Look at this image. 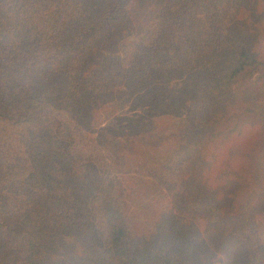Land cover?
Segmentation results:
<instances>
[{
    "label": "trees",
    "instance_id": "16d2710c",
    "mask_svg": "<svg viewBox=\"0 0 264 264\" xmlns=\"http://www.w3.org/2000/svg\"><path fill=\"white\" fill-rule=\"evenodd\" d=\"M136 97L185 109L149 242L91 126ZM261 170L264 0H0V264H264Z\"/></svg>",
    "mask_w": 264,
    "mask_h": 264
},
{
    "label": "rangeland",
    "instance_id": "374dc122",
    "mask_svg": "<svg viewBox=\"0 0 264 264\" xmlns=\"http://www.w3.org/2000/svg\"><path fill=\"white\" fill-rule=\"evenodd\" d=\"M140 30L134 25L125 39H136ZM96 108L98 114L91 123L94 135L112 153L111 165L121 181L125 202L135 216L143 241L149 242L155 235L153 219L169 202L168 174L157 163L178 140L175 123L184 118L185 109L181 113L170 106L163 110L138 97L112 111L104 104ZM261 191L258 186L247 187L237 204V214L245 218L249 231L264 242V199L258 195ZM247 264H253L252 255Z\"/></svg>",
    "mask_w": 264,
    "mask_h": 264
},
{
    "label": "clouds",
    "instance_id": "9594fccd",
    "mask_svg": "<svg viewBox=\"0 0 264 264\" xmlns=\"http://www.w3.org/2000/svg\"><path fill=\"white\" fill-rule=\"evenodd\" d=\"M237 260L238 254L222 248L217 250L213 255H209L207 252L203 253L198 264H218V262H222V264H236Z\"/></svg>",
    "mask_w": 264,
    "mask_h": 264
}]
</instances>
